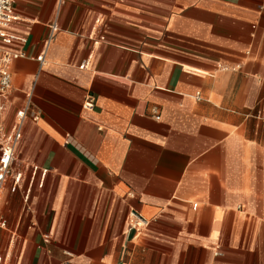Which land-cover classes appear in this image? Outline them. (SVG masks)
<instances>
[{
  "label": "crops",
  "instance_id": "1",
  "mask_svg": "<svg viewBox=\"0 0 264 264\" xmlns=\"http://www.w3.org/2000/svg\"><path fill=\"white\" fill-rule=\"evenodd\" d=\"M14 14L0 124L29 111L0 197L7 264H264V0Z\"/></svg>",
  "mask_w": 264,
  "mask_h": 264
},
{
  "label": "built area",
  "instance_id": "2",
  "mask_svg": "<svg viewBox=\"0 0 264 264\" xmlns=\"http://www.w3.org/2000/svg\"><path fill=\"white\" fill-rule=\"evenodd\" d=\"M18 0H0V40L6 44H10L13 38L5 33L16 17L14 14V4ZM12 57L4 53L0 49V102L1 108L9 98L13 90V77L10 71V64ZM84 107L86 109L94 108V100L89 97ZM29 110H22L17 113V122L13 125L10 131H7L3 125L0 124V197L9 180L14 182L15 186L21 182L23 173L16 167V148L22 138L21 127L22 123L28 115ZM153 116L160 119V115L154 110ZM32 120H38L39 116L36 113H31ZM131 227L134 229L142 228L145 222L137 213H132L130 216ZM5 227V222L0 220V228ZM7 258L0 256V264H7Z\"/></svg>",
  "mask_w": 264,
  "mask_h": 264
}]
</instances>
